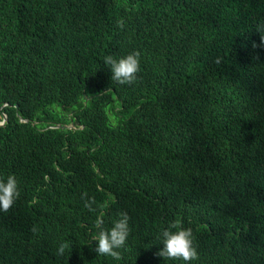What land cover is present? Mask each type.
Wrapping results in <instances>:
<instances>
[{"label": "trees", "instance_id": "1", "mask_svg": "<svg viewBox=\"0 0 264 264\" xmlns=\"http://www.w3.org/2000/svg\"><path fill=\"white\" fill-rule=\"evenodd\" d=\"M258 25L264 0H0V180L20 191L0 264H264ZM133 51L136 81L111 80L104 58ZM121 212L122 259L97 255V216ZM173 221L198 259L155 255Z\"/></svg>", "mask_w": 264, "mask_h": 264}, {"label": "clouds", "instance_id": "2", "mask_svg": "<svg viewBox=\"0 0 264 264\" xmlns=\"http://www.w3.org/2000/svg\"><path fill=\"white\" fill-rule=\"evenodd\" d=\"M124 23L123 19L117 21V27L123 28ZM257 32L260 33V46H264V28L258 25ZM253 47L255 48L257 45L253 43ZM139 56L140 53L138 51H133L119 59L106 56L104 64L111 71V80L121 85L134 83L140 70ZM0 117L4 122V113L1 112ZM19 196L20 191L14 176H8L6 182L0 180V211H9ZM36 203H38V200L35 197L29 201L30 206ZM119 217V219L114 221L112 227L106 230L103 227V213L97 216L94 224L97 231L91 236V243L94 244L93 250L97 255L110 256L114 260L122 259L121 252L118 250L124 248L126 245L130 233V217L124 212L119 213ZM170 229H176V231H171ZM32 231H37L35 226L32 228ZM69 248V243H61L56 255L63 256L65 250ZM155 255L170 260L182 259L183 261H192L198 259L196 248L193 247L192 230L190 228H182L178 221L171 222L169 228L162 232V248Z\"/></svg>", "mask_w": 264, "mask_h": 264}, {"label": "water", "instance_id": "3", "mask_svg": "<svg viewBox=\"0 0 264 264\" xmlns=\"http://www.w3.org/2000/svg\"><path fill=\"white\" fill-rule=\"evenodd\" d=\"M14 106H16V104L14 103ZM2 115V114H1ZM17 119L20 120V121H29L30 120L26 117H21L19 115H17ZM53 127H61V128H66V127H72V123L71 122H68L66 124H61V123H54L52 124Z\"/></svg>", "mask_w": 264, "mask_h": 264}, {"label": "rangeland", "instance_id": "4", "mask_svg": "<svg viewBox=\"0 0 264 264\" xmlns=\"http://www.w3.org/2000/svg\"><path fill=\"white\" fill-rule=\"evenodd\" d=\"M97 91H96V88H88V89H85V97L90 99L91 96L93 95H96ZM63 113H65L66 115H69L68 111H65L63 110ZM3 123V119L0 117V124Z\"/></svg>", "mask_w": 264, "mask_h": 264}]
</instances>
